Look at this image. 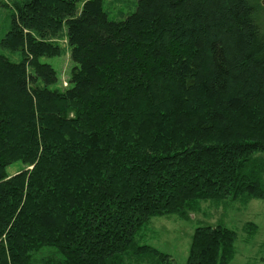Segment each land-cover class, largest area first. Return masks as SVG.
<instances>
[{
    "label": "trees",
    "instance_id": "trees-1",
    "mask_svg": "<svg viewBox=\"0 0 264 264\" xmlns=\"http://www.w3.org/2000/svg\"><path fill=\"white\" fill-rule=\"evenodd\" d=\"M263 1L138 0L122 20L104 0L9 2L0 264H176L137 238L152 217L264 198V119L246 118L264 115ZM64 24L74 66L52 89ZM236 239L198 226L186 264H229Z\"/></svg>",
    "mask_w": 264,
    "mask_h": 264
},
{
    "label": "rangeland",
    "instance_id": "rangeland-1",
    "mask_svg": "<svg viewBox=\"0 0 264 264\" xmlns=\"http://www.w3.org/2000/svg\"><path fill=\"white\" fill-rule=\"evenodd\" d=\"M0 0V50L12 61L22 60L19 50L3 47L2 38L10 29L14 9L9 2ZM138 0H104L105 10L112 20H122L136 10ZM264 2V1H263ZM8 3V4H7ZM82 6V2L79 4ZM264 21V18H263ZM61 54L44 56L41 61L51 64L57 71L58 79L50 85L52 89H63L70 82L74 62L71 58V46L67 40V27L64 24L58 38ZM262 113V112H261ZM248 120L256 123L264 115H246ZM262 156L264 153L261 154ZM32 167H25L22 161L11 164L8 174ZM249 223L255 224L253 229ZM223 225L236 231L235 256L229 264H263L264 262V198H255L247 203L232 201L230 198L202 200L196 212H190L189 218L177 214L154 216L137 234L141 244H149L172 256L176 264H186L194 235L198 226ZM43 252L37 257H43Z\"/></svg>",
    "mask_w": 264,
    "mask_h": 264
}]
</instances>
